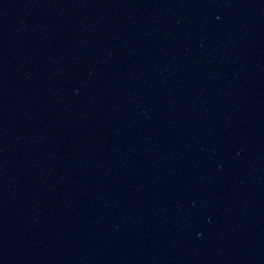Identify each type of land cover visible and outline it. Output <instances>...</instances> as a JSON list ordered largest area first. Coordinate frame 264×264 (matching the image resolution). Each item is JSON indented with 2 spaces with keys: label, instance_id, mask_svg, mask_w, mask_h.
<instances>
[{
  "label": "water",
  "instance_id": "water-1",
  "mask_svg": "<svg viewBox=\"0 0 264 264\" xmlns=\"http://www.w3.org/2000/svg\"><path fill=\"white\" fill-rule=\"evenodd\" d=\"M0 264H264V0H0Z\"/></svg>",
  "mask_w": 264,
  "mask_h": 264
}]
</instances>
